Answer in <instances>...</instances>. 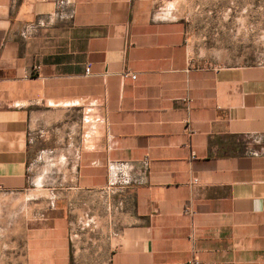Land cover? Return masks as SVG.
<instances>
[{
    "label": "crops",
    "instance_id": "obj_1",
    "mask_svg": "<svg viewBox=\"0 0 264 264\" xmlns=\"http://www.w3.org/2000/svg\"><path fill=\"white\" fill-rule=\"evenodd\" d=\"M0 187L37 206L0 264H264V67L200 64L131 0H0Z\"/></svg>",
    "mask_w": 264,
    "mask_h": 264
},
{
    "label": "rangeland",
    "instance_id": "obj_2",
    "mask_svg": "<svg viewBox=\"0 0 264 264\" xmlns=\"http://www.w3.org/2000/svg\"><path fill=\"white\" fill-rule=\"evenodd\" d=\"M131 1L134 14L139 18L182 22L190 38L192 52L200 64L264 67V0ZM46 161L44 159L41 165L44 170H30L27 175L30 182L39 179L38 184L44 186L36 194L44 200L47 181L50 184L61 183L64 175L63 172H47ZM30 194L28 191L22 197L10 199L0 192L1 226L14 222V212L37 211ZM21 198V202H15Z\"/></svg>",
    "mask_w": 264,
    "mask_h": 264
},
{
    "label": "built area",
    "instance_id": "obj_3",
    "mask_svg": "<svg viewBox=\"0 0 264 264\" xmlns=\"http://www.w3.org/2000/svg\"><path fill=\"white\" fill-rule=\"evenodd\" d=\"M87 74L90 73V67L87 69ZM126 77H130L133 80H136V75H130L126 74ZM118 183H121L123 185H130L132 182H134V179L131 177L127 165L123 164L121 165V168L119 169V175L117 176ZM198 181L195 180L194 183L196 184ZM1 188V187H0Z\"/></svg>",
    "mask_w": 264,
    "mask_h": 264
}]
</instances>
